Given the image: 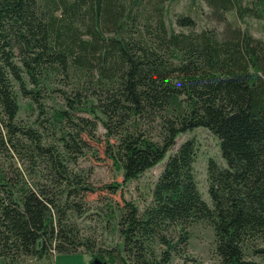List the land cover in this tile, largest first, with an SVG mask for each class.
<instances>
[{
	"label": "trees",
	"instance_id": "1",
	"mask_svg": "<svg viewBox=\"0 0 264 264\" xmlns=\"http://www.w3.org/2000/svg\"><path fill=\"white\" fill-rule=\"evenodd\" d=\"M181 1L0 0L4 264L81 251L108 264H171L198 223L213 229L218 264L264 263V39L239 24L264 21V0H186L175 12ZM19 99L32 122L19 118ZM99 125L118 141L110 157L126 182L181 134L208 130L222 159L207 162L209 202L188 139L151 202L123 206L122 246H101L79 222L89 176L71 168Z\"/></svg>",
	"mask_w": 264,
	"mask_h": 264
},
{
	"label": "rangeland",
	"instance_id": "2",
	"mask_svg": "<svg viewBox=\"0 0 264 264\" xmlns=\"http://www.w3.org/2000/svg\"><path fill=\"white\" fill-rule=\"evenodd\" d=\"M244 1L246 3L249 0ZM185 5L186 0H183L173 6V10L175 12L183 11ZM201 7L203 11H207L204 4ZM205 22L202 18L199 25H204ZM239 24L242 29L247 26L256 38L264 39V21L247 18L244 21L239 20ZM19 104V118L25 122H32L34 117L31 116V105L22 99H19ZM83 138L87 142V148L83 149V154L74 164H71V168L76 172L82 176H89L91 187L82 200L84 212L79 222L86 229L85 232L94 231L92 235L97 242H100L101 246H122L117 221L123 206L127 202H132L142 210L151 202L152 190L168 157L173 155L188 139H194L197 144L194 164L196 178L203 199L209 202L207 162L209 159H213L222 163V159L219 141L208 130L197 129L181 134L177 138L176 146L168 152L167 157L161 163L144 172L138 179L127 182L124 181L123 173L118 165L110 157L113 145L118 143L117 139L107 137L105 129L101 125L95 132V138L91 139L87 136ZM109 186H116V192H112ZM188 232L190 239L185 252L182 255H174L171 264H218L214 254L215 237L212 227L206 223H198L191 226ZM157 248H159L158 245ZM95 258L89 253L81 251L69 255L54 254L50 260H42L40 264H91ZM257 261L264 264L261 259H257ZM4 263V260L0 259V264ZM36 263L34 258H28L25 264Z\"/></svg>",
	"mask_w": 264,
	"mask_h": 264
},
{
	"label": "water",
	"instance_id": "3",
	"mask_svg": "<svg viewBox=\"0 0 264 264\" xmlns=\"http://www.w3.org/2000/svg\"><path fill=\"white\" fill-rule=\"evenodd\" d=\"M91 264H107L106 262H102L100 259H98V258H95L92 262H91Z\"/></svg>",
	"mask_w": 264,
	"mask_h": 264
}]
</instances>
